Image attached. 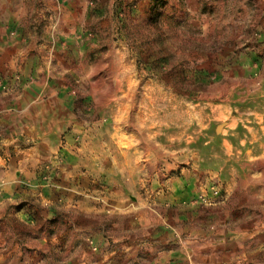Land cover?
Masks as SVG:
<instances>
[{
    "label": "rangeland",
    "instance_id": "1",
    "mask_svg": "<svg viewBox=\"0 0 264 264\" xmlns=\"http://www.w3.org/2000/svg\"><path fill=\"white\" fill-rule=\"evenodd\" d=\"M0 264H264V0H0Z\"/></svg>",
    "mask_w": 264,
    "mask_h": 264
}]
</instances>
